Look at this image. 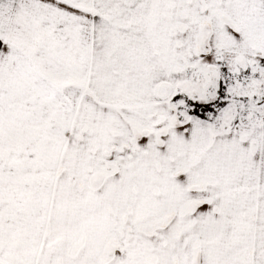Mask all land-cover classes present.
Listing matches in <instances>:
<instances>
[{"label":"snow or ice","instance_id":"6c2138e0","mask_svg":"<svg viewBox=\"0 0 264 264\" xmlns=\"http://www.w3.org/2000/svg\"><path fill=\"white\" fill-rule=\"evenodd\" d=\"M0 264H264V0H0Z\"/></svg>","mask_w":264,"mask_h":264}]
</instances>
